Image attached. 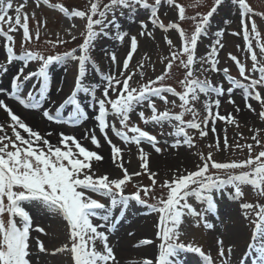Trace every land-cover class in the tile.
Returning <instances> with one entry per match:
<instances>
[{
	"label": "snow or ice",
	"instance_id": "snow-or-ice-1",
	"mask_svg": "<svg viewBox=\"0 0 264 264\" xmlns=\"http://www.w3.org/2000/svg\"><path fill=\"white\" fill-rule=\"evenodd\" d=\"M233 8L239 30H213L218 12ZM45 9L53 10L69 26L65 29L68 39L55 33V39L43 42L55 49L79 38L76 47L56 54L29 47L41 42L42 30L47 34L48 19L38 16ZM141 11L146 16L139 21L138 34L123 30L120 18L127 15L135 23ZM257 16L264 20V12L258 13L248 0H192L189 4L83 0L78 5L0 0V113L4 115L0 120V264H48L49 259L53 264H121L110 235L136 205L157 214V254L143 258L142 264H182L181 252L197 254L202 264H232L234 248L223 237L215 240L214 254L186 240L192 229H215L210 218L219 216L216 197L225 192L237 203L250 230L240 264H264V33ZM156 31L167 34L162 35L163 54L154 61L145 51L134 60L139 54L138 36L154 41ZM17 34L21 51L16 48ZM226 34L242 38L236 49L243 59L227 53L238 78L229 67H220ZM205 38H209L208 47L200 54ZM101 40L127 41L126 54L120 58L116 51L100 45ZM98 51L100 60H107L106 70L97 62ZM157 62L160 72L153 76ZM32 64L37 65L35 70ZM69 64L75 68L73 86L68 93L57 88L60 98L54 99L50 69ZM213 76L219 79L214 81ZM237 90L243 108L233 98ZM225 97L233 110L221 114ZM8 101L39 112L51 124L79 128L91 120L93 125L84 129L81 138L59 130L41 134ZM244 110L254 118L251 124L243 121L249 135L239 131L230 138L229 128L241 129L239 116ZM133 114L143 125L160 129L158 135L133 122ZM53 135L55 144L49 139ZM101 139L110 149L111 165L118 170L115 177L108 172L97 174L94 165L104 157L82 143L87 140L100 149ZM197 140L208 141L207 153L199 150ZM144 145L157 155L166 148H183L192 156L193 168H177L162 178L150 166L152 153ZM133 149L138 170L130 171L131 160L125 152L133 153ZM213 150L243 153L245 158L218 161ZM142 176L150 183L136 179ZM249 194L255 197L251 202ZM34 211H43L63 226V238L53 237L51 248L46 243L49 232L34 222ZM153 244L144 238L133 246Z\"/></svg>",
	"mask_w": 264,
	"mask_h": 264
},
{
	"label": "rangeland",
	"instance_id": "rangeland-1",
	"mask_svg": "<svg viewBox=\"0 0 264 264\" xmlns=\"http://www.w3.org/2000/svg\"><path fill=\"white\" fill-rule=\"evenodd\" d=\"M52 3H65V4H72V5H78L83 2V0H51ZM180 2L184 4H189L192 2V0H180ZM211 2V0H209ZM248 2L252 5V7L259 13L264 12V0H248ZM163 11V9H162ZM236 10L235 8L232 9L231 12H218L215 19L212 22V29L215 30L217 28H226L228 32L239 30V20L237 15L235 14ZM174 15V13H172ZM39 17H47L48 19V29L47 34L45 35L44 31L42 30V38L41 42L39 44H33L29 47L33 50H39L42 51L45 54H56L57 52L62 53L65 50H70L72 47H76L77 44L80 42L79 38L77 41H73L69 43L68 45L60 46L55 49H50L47 44H45L43 41L46 39H55V33H60L62 36H64L65 39H68V37L65 35V29L69 26V22L60 17L57 13H55L53 10L45 9L43 12H38ZM146 16V13L141 11L138 14L135 15V23L132 22V20L125 15L124 17L120 18V23L122 25V29L128 31L131 35H137L139 31V21L141 19H144ZM165 23H168V18H164ZM228 20L230 21L229 24H224V21ZM257 25L262 33H264V20H261L258 16L256 17ZM77 23H79L77 21ZM186 30H190L189 24L183 25ZM34 31V26H33ZM77 34L78 33H74ZM162 34L159 31L155 32L156 39L149 40L146 37H139L138 39L140 41V48L138 50V55L134 57V60L139 59L140 55H142L145 51H147L149 54L153 56V60L156 61L158 56L163 54V50L165 49V45L162 41ZM174 38V37H173ZM20 35H16V48L17 51H21L20 47ZM115 42L114 40H101L99 41V44L102 45L104 48L109 49L110 51H116L120 58H123L126 54V51L128 49V43L125 41L123 44L119 43L116 45V47L111 46V43ZM209 38H205L201 41L199 46V53L203 54L207 47H208ZM224 44L225 48L220 53V60L221 64L220 67H229L231 69L230 74L233 76H237V71L232 64L231 61L227 58V53L231 52L234 55H237L238 57H241L243 59V53L237 52L236 46L238 44L242 45V38L240 37H233L231 35H227L224 38ZM102 53L99 51L97 52V62L101 68V70L107 69V60H100V56ZM0 62H2V57H0ZM250 65V61H249ZM18 64L13 66L10 70L9 75L14 73L17 68ZM37 67L36 64H32L30 68L32 70H35ZM160 72V65L157 62V72L153 73L152 75L159 74ZM74 73L75 68L72 64L65 66H59L54 65L50 69V75L52 78V90L51 95L54 99L59 100L60 96L56 92L57 88L63 87L64 92L68 93L70 89L73 86L74 82ZM180 74L177 72L176 76H179ZM212 79L218 80L219 77L213 76L210 77ZM89 79H95V77L90 76ZM169 83H173L175 86L174 80H169ZM3 83L7 85V80H4ZM228 85L225 83V87ZM233 98L236 100V103L240 105L243 108L242 98L240 95L239 90H237L236 93H234ZM10 105L14 108V110L21 115V117L29 123L35 130L40 131L41 134H44L46 131H64L69 134H74L78 138H81L83 135V131L85 128L92 127L93 122L91 120L86 121L81 127L75 128V127H68L63 125H55L47 122L46 120L41 118V115L39 112H32L23 109L22 107L15 104L13 101H8ZM158 107H162L160 104H158ZM166 107H171L166 106ZM233 110V106L227 103V98H222V106H221V114H226ZM146 115L148 114L147 109H145ZM173 111H178V109H174ZM235 114V113H234ZM189 117H186V119ZM4 119V115L0 113V120ZM239 119H241L242 127L241 129L237 130L234 128H229L228 135L231 138L233 136L234 132L242 131L246 136L249 135L248 130L246 127H243V121L247 120L249 124H251L254 120V118L251 116V114L247 113L246 110H244L240 116ZM132 121L140 124L142 128H145L146 130L150 131L154 135H158L160 129L152 126V125H143L137 116L135 114L132 115ZM223 127L222 124H218V128ZM163 131L167 132L169 131L168 128L163 129ZM54 144L57 142V137L53 135L49 138ZM169 142L171 143L170 137H167ZM119 144V141H114ZM82 143L86 147H88L90 150L98 151L101 155L104 157V161L101 164L94 165V167L97 170V174H102L105 172L110 173L113 177L118 175V170L114 168V166L111 165L110 162V149L108 145L101 139L102 147L100 149H95L94 146L90 144L89 141L83 140ZM208 141H199L197 140L198 148L200 151L207 153L209 149L207 148ZM146 151H149L152 153L151 155V162L150 166L154 168L155 164L162 163V164H168L169 167H165L161 172L160 175L162 178L167 177L170 175L171 172H174L177 168H180L183 170V168L187 167L189 169L193 168L194 160L192 156L189 154L188 151L181 148L178 151L171 150V149H165V151L157 155L154 152H152L151 148L148 145H144ZM195 151V150H193ZM135 150L133 149V153L125 152V158L130 159L131 163L127 165L129 167L130 171L138 170V161L135 159L134 155ZM214 158L216 160H229V159H244L245 156L243 153L237 154L233 152L231 155L228 153H222L217 154L214 152ZM155 170V169H154ZM138 179L141 183L147 185L150 182L148 181L146 176H142ZM245 192H248L249 190L247 188L244 189ZM128 191H132L131 186H129ZM217 201H218V211L219 216L215 218H210L215 223V229L214 230H205L202 227L198 229H192L189 231L186 240L187 242L194 243L198 246H201L205 253L212 252L215 253V240L223 237L225 240V244H231L233 245L234 251L233 255L231 257L232 264H240V259L244 255L245 249L247 247V244L249 242V236H250V230L247 226V222L244 221L240 215V210L237 207V203L234 202L229 196L228 193L225 192L223 195L217 194ZM255 197L251 194L247 196V200L251 202L254 200ZM34 216L36 217L35 223H39L40 226L45 227L46 231L49 232V237L46 238V243L49 248L52 247L51 240L53 237L57 239L63 238V226L60 223L59 220H57L54 217H49L46 213L43 211L35 212ZM149 219L151 220V228H148L145 224H148ZM157 220V214L152 213L150 209L143 208L139 205L133 206L130 211L128 212L125 220L122 222L121 225H119L116 230L114 231V234L119 233L120 231H125L127 234L129 231L135 233L134 236H127V239L129 241V250H141L149 247H153V245L145 246V247H134L133 245L136 244L140 239H152L154 241V255L157 254V244L158 241L156 240L155 232V222ZM35 235V234H34ZM43 238V237H42ZM153 256V255H152ZM179 259L181 262H188L190 264H202L201 258L197 254L188 253V252H181L179 254ZM138 259H129V261L126 262V264H139ZM140 261V260H139ZM48 264H53V261L51 259L48 260Z\"/></svg>",
	"mask_w": 264,
	"mask_h": 264
},
{
	"label": "bare ground",
	"instance_id": "bare-ground-1",
	"mask_svg": "<svg viewBox=\"0 0 264 264\" xmlns=\"http://www.w3.org/2000/svg\"><path fill=\"white\" fill-rule=\"evenodd\" d=\"M119 42L115 41L113 43H111V46L116 47V45H118ZM165 167H169L168 164H162V163H157L155 164L154 168L155 170H159L160 172L165 168ZM151 220L149 219L148 224H145L148 228H151L152 224H151ZM128 234L125 231H120L117 234H114V232L110 235V244L111 246H113L116 255L119 259V261L121 262V264H126L127 261H129V259H138V263L142 264V260L145 257H152V255L154 256V251L153 249H155L156 247H149V248H145V249H141V250H129L128 246L129 241L127 239ZM157 251V250H156ZM140 260V261H139ZM182 264H190L188 262H182Z\"/></svg>",
	"mask_w": 264,
	"mask_h": 264
}]
</instances>
